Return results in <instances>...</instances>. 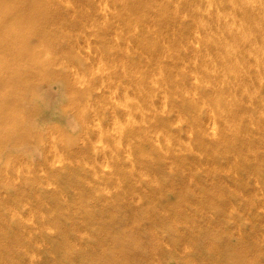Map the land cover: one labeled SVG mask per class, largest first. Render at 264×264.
<instances>
[{
    "label": "rangeland",
    "instance_id": "rangeland-1",
    "mask_svg": "<svg viewBox=\"0 0 264 264\" xmlns=\"http://www.w3.org/2000/svg\"><path fill=\"white\" fill-rule=\"evenodd\" d=\"M192 1L235 10L0 0V46L20 33L12 51L31 52L0 83V264H264L258 88L196 87L218 79L182 47L197 25L176 17L195 16ZM225 99L250 105L227 114Z\"/></svg>",
    "mask_w": 264,
    "mask_h": 264
},
{
    "label": "bare ground",
    "instance_id": "bare-ground-1",
    "mask_svg": "<svg viewBox=\"0 0 264 264\" xmlns=\"http://www.w3.org/2000/svg\"><path fill=\"white\" fill-rule=\"evenodd\" d=\"M230 1L235 5L232 16L231 13L233 12L230 14L217 12L212 5L207 10L205 6L203 8L199 3L192 1V11L195 16L190 15L191 17L187 18L176 17V20L184 23L182 30L185 31H190L192 28L189 20L192 25L196 24V31L192 32L191 38H195L197 35L200 43L196 45L191 42L190 38L189 40H184L182 47L185 50L189 47L190 52L196 53L198 55L197 59H200L205 64L199 72L201 76L209 74L218 79L216 80V84L211 86L205 85L203 81L202 83H197V88H211L223 93L236 92L240 97H243L244 93L242 90L247 92L248 86L255 83L258 89L251 106L260 108L264 114V0H257V4L252 5L246 0ZM207 3L210 2L208 1ZM22 7L23 5L18 4L17 10ZM206 13L209 14L206 16ZM251 13H254L257 17L254 26L249 21ZM186 14L188 15V13ZM12 25L13 21L11 20H6L2 23V27L5 28H9ZM23 35L20 33L15 36L11 35L5 39V42L3 40V44L0 46V65L3 66L0 69L2 70L0 71V83L3 85L7 82V74H3V72L7 73L9 59L14 60L16 57L21 60L27 54H31L30 50L25 51L21 48L16 52L12 51L16 39L19 42L20 39H23ZM212 39L220 40V42L211 43L210 45L204 44L205 41L209 42ZM209 58L220 62L219 66L215 67L214 65L209 67L207 65ZM175 59H177L178 64L186 63L187 61V64L192 66L191 76L196 79L198 78L196 72L193 71V65L196 63L194 60H188V57L179 56H175ZM251 62H255L256 64L254 69L251 67ZM189 74L187 75L184 71V76L187 79L189 78ZM209 75H206L207 78L204 81L209 80ZM78 80L80 81L81 79L78 78ZM191 104L193 105L192 101ZM236 105L241 109L244 106L250 105V102L247 104L238 101ZM236 105L232 101L225 99L227 114H231ZM238 119L240 121V117Z\"/></svg>",
    "mask_w": 264,
    "mask_h": 264
}]
</instances>
